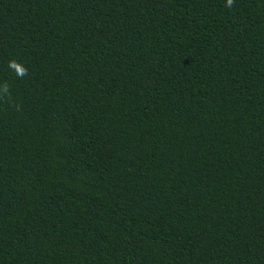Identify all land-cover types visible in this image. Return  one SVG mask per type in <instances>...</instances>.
<instances>
[{
	"label": "trees",
	"instance_id": "obj_1",
	"mask_svg": "<svg viewBox=\"0 0 264 264\" xmlns=\"http://www.w3.org/2000/svg\"><path fill=\"white\" fill-rule=\"evenodd\" d=\"M226 2L0 0V264H264V0Z\"/></svg>",
	"mask_w": 264,
	"mask_h": 264
},
{
	"label": "clouds",
	"instance_id": "obj_2",
	"mask_svg": "<svg viewBox=\"0 0 264 264\" xmlns=\"http://www.w3.org/2000/svg\"><path fill=\"white\" fill-rule=\"evenodd\" d=\"M234 4V0H227L226 7L231 8ZM8 67L10 70H14L15 74L19 78H23L25 75H27V68H25L21 63L17 62L16 60H10L8 62ZM9 94V86L7 83H4L2 86H0V100L4 99L5 97H8ZM17 110H19V106L17 105Z\"/></svg>",
	"mask_w": 264,
	"mask_h": 264
}]
</instances>
